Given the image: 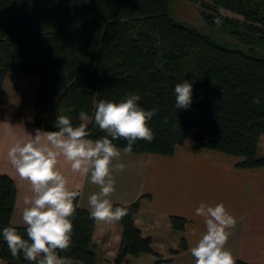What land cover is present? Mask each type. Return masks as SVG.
Wrapping results in <instances>:
<instances>
[{"label":"trees","instance_id":"trees-1","mask_svg":"<svg viewBox=\"0 0 264 264\" xmlns=\"http://www.w3.org/2000/svg\"><path fill=\"white\" fill-rule=\"evenodd\" d=\"M207 1L202 6L211 13H201L206 26L237 44L175 21L169 0H0V87L8 73L35 79L33 125L55 131L57 116L67 115L78 126L83 111L93 140L105 134L94 122L99 100L119 102L136 93L141 107L159 111L148 125L154 139L136 141L131 153L171 156L192 132L195 148L237 157L239 169L262 168L257 147L264 140V0ZM219 9L241 20L222 17ZM184 80L193 84L187 109L175 106L174 87ZM256 97L260 103L253 102ZM113 143L123 150L127 141ZM15 197L13 180L0 175V262L30 264L22 255L14 259L2 237L3 228L12 226ZM77 199L71 246L59 254L72 264H95L96 221ZM116 206L127 215L120 220L114 264L141 254L154 256L152 264L167 263L134 224L139 201ZM169 220L173 230L184 229V219ZM24 227L17 228L27 239ZM185 249L181 240L179 251Z\"/></svg>","mask_w":264,"mask_h":264},{"label":"crops","instance_id":"crops-1","mask_svg":"<svg viewBox=\"0 0 264 264\" xmlns=\"http://www.w3.org/2000/svg\"><path fill=\"white\" fill-rule=\"evenodd\" d=\"M30 79L8 73L0 87V175L10 177L16 188L10 221L15 227H24L23 196L29 192L30 185L19 178L7 152L15 140H27L28 134L34 136L37 129L33 125L37 81ZM120 151V158L113 164L124 163L126 167L123 172L114 173L116 190L109 199L113 205L120 206L139 201L134 224L142 237L151 239L153 251L168 260L165 264H195L190 249L206 231L203 218L195 215L201 202L211 206L223 203L236 218V226L225 245L233 252L236 262L264 264V167L236 168L237 157L195 148L192 132L171 156ZM257 156H264L262 138ZM59 167L68 178L69 188L79 190L77 206L90 211L88 198L99 191V186L90 182V174L73 173L63 157ZM170 217L184 219V229L173 230ZM121 235L120 221H96L92 235L95 264H114ZM181 240L186 243L184 251H179ZM171 251L178 253L170 255ZM155 261L154 256L141 254L127 256L121 264Z\"/></svg>","mask_w":264,"mask_h":264},{"label":"clouds","instance_id":"clouds-1","mask_svg":"<svg viewBox=\"0 0 264 264\" xmlns=\"http://www.w3.org/2000/svg\"><path fill=\"white\" fill-rule=\"evenodd\" d=\"M193 84L188 80L174 87L176 108L187 109L192 103ZM141 96L126 94L119 102L101 99L96 105L94 122L105 133L93 140L86 124L74 126L67 115L56 118L55 131L35 129V135L27 140H15L7 156L19 178L27 181L30 190L23 196L22 220L27 239L15 226L4 227L3 240L14 259H23L30 264H72L71 259L61 256L72 242L74 201L78 189H70L68 178L59 164L63 157L70 163L73 173L90 174V182L99 186V191L88 198L90 216L95 221L113 223L127 215V209L114 207L109 197L115 192L114 173L123 172L124 163L113 164L121 151L113 143L118 139L127 141L125 154L133 151L138 140L151 142L153 130L148 126L158 114V108L144 109L138 103ZM254 103H260L256 97ZM86 120L87 114L80 113ZM202 217L206 231L190 249L195 264H236L233 252L225 245L236 226L223 203L211 206L204 202L195 210Z\"/></svg>","mask_w":264,"mask_h":264},{"label":"rangeland","instance_id":"rangeland-1","mask_svg":"<svg viewBox=\"0 0 264 264\" xmlns=\"http://www.w3.org/2000/svg\"><path fill=\"white\" fill-rule=\"evenodd\" d=\"M202 3L208 4L207 0H169V15L172 19L178 22H184L195 26L203 34L210 35L212 37H217L226 42H232L237 44L236 41L229 39L228 37L220 34L216 28L208 27L201 18V13L210 14L211 11L202 6ZM219 15L226 18H235L241 20L240 17L235 16L226 10L219 9ZM32 82H36L35 79H30ZM84 124L90 122V118L87 117L83 120Z\"/></svg>","mask_w":264,"mask_h":264}]
</instances>
